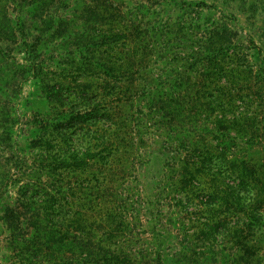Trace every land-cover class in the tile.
I'll list each match as a JSON object with an SVG mask.
<instances>
[{
	"label": "rangeland",
	"instance_id": "374dc122",
	"mask_svg": "<svg viewBox=\"0 0 264 264\" xmlns=\"http://www.w3.org/2000/svg\"><path fill=\"white\" fill-rule=\"evenodd\" d=\"M199 1L0 0V264H264V0ZM111 15L149 49L121 78Z\"/></svg>",
	"mask_w": 264,
	"mask_h": 264
},
{
	"label": "trees",
	"instance_id": "16d2710c",
	"mask_svg": "<svg viewBox=\"0 0 264 264\" xmlns=\"http://www.w3.org/2000/svg\"><path fill=\"white\" fill-rule=\"evenodd\" d=\"M196 4H207L205 0H200L198 3ZM111 19L109 18L107 21V26L109 30L108 32L102 33V36L104 38H106V44L109 43H116L119 41H123L122 44V48H125L124 51H118L116 53L110 54V53H105L104 52H100L99 54H95L93 53L91 56V62L92 65L94 66L95 70H100V72H102L105 75L108 76H112V77H117L119 76V78L121 77H125L128 76L134 66V61H135V57L139 55V60L140 58L144 55H149V49L147 48L148 45L146 43V41H144L142 34L140 33V31L137 30V26H132L130 24H124L122 26V29L120 27H116V28H112L113 27V23L115 24L116 22H118V18L115 17L114 15ZM117 26V25H116ZM116 30V31H115ZM118 30V32H117ZM74 33H77L79 35V32L77 31H73ZM218 35H221V33H217ZM223 36L220 37V40L222 39ZM230 40V39H228ZM134 42L132 46L129 45V42ZM91 41H89V44L92 45L90 43ZM138 43V44H137ZM110 45V44H109ZM219 49H221L222 51H224L225 46L221 45L219 47ZM140 52V54H139ZM102 54L105 56H102ZM97 55L96 59H94V56ZM94 59V60H93ZM93 60V61H92ZM140 65V64H139ZM138 65V66H139ZM139 68V67H138ZM160 94H157V96H159ZM158 101H162L164 99H162V96H159ZM69 116V117H68ZM68 117V118H67ZM82 117V116H80ZM62 118H67V119H71V122L75 119H77L78 117L73 114L71 112L62 115ZM84 118V116L82 117ZM75 133V131L71 130V138L73 137V134ZM101 140H103L104 144H101L100 142L98 143H91V145H88L85 149V151H81L83 154L81 155L77 150H75L72 146L71 149H62L63 154L59 155V156H54L53 161H51V164L53 166V168H58V167H70V166H83L85 164H87V160L91 157L93 158L96 155V149H90V148H98V151L101 153L105 150L106 154L104 155L105 157L110 155V153L114 151H116V146L112 147V144H108V140L101 136L100 137ZM108 138V137H107ZM98 139V138H97ZM100 144V145H99ZM108 146H111L112 148L108 149ZM93 152H92V151ZM33 196V195H31ZM52 244L59 243L61 246H67L68 248L70 247L71 249V256L72 255H76V254H81V252L84 250V246L88 245V241H83L80 240L78 238L75 237V235L71 236V239H68L66 237V239L64 240L63 238L58 239V240H53L50 239V241ZM49 242L46 241V243L49 245ZM43 241H41V243H39L37 246L33 247V254L35 256H39L42 253V245H43ZM91 257V258H90ZM82 259L85 260H94L96 258L92 257V256H84ZM102 260L106 263V264H114V259L113 257H108L105 256L102 258ZM73 264V263H71Z\"/></svg>",
	"mask_w": 264,
	"mask_h": 264
}]
</instances>
